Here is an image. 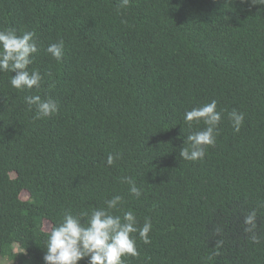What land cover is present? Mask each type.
Returning a JSON list of instances; mask_svg holds the SVG:
<instances>
[{
  "label": "trees",
  "instance_id": "obj_1",
  "mask_svg": "<svg viewBox=\"0 0 264 264\" xmlns=\"http://www.w3.org/2000/svg\"><path fill=\"white\" fill-rule=\"evenodd\" d=\"M119 4L0 0V29L35 33L29 70L43 77L39 89L17 90L15 73H0V264H44L47 222L116 195L113 214L152 224L150 243L136 234L139 255L124 264H264V5ZM60 41L57 61L46 49ZM32 95L59 110L36 119ZM212 100L224 110L216 143L183 160L186 137L206 127L185 112ZM234 109L244 114L238 132ZM253 211L254 227L245 224Z\"/></svg>",
  "mask_w": 264,
  "mask_h": 264
},
{
  "label": "clouds",
  "instance_id": "obj_2",
  "mask_svg": "<svg viewBox=\"0 0 264 264\" xmlns=\"http://www.w3.org/2000/svg\"><path fill=\"white\" fill-rule=\"evenodd\" d=\"M255 5H264V0H252ZM130 0H120L119 7L127 8ZM34 32H25L17 35L14 29H0V73L11 72L10 84L17 90L39 89L42 75L38 69L29 70L33 63L34 55L38 52ZM46 52L55 60L60 61L64 55V43L50 44ZM25 103L31 110L36 107V119L49 117L59 110L58 103L48 98L42 100L39 95L25 97ZM224 110L217 111V101L212 100L203 106L186 111L184 120L199 123L203 121L206 127L186 137L180 149L179 156L183 160L196 161L203 159L207 146H214L217 129L222 119ZM235 131H239L244 121V114L235 109L228 113ZM118 157L109 154L107 164L111 166ZM125 183L130 185L131 195L139 198L142 191L134 181L125 178ZM106 208L94 209L90 214L81 211L74 215L65 212L58 225H52L46 240V253L43 257L44 264H78L88 258V264H124V257H136L137 235L145 244L150 243L149 233L152 229L150 219L146 218L142 226H138L137 218L133 211H124L123 215L113 214L122 203V197L116 195L107 200ZM256 213L251 212L245 218V224L255 226ZM83 221V223H82ZM251 231V228L246 229Z\"/></svg>",
  "mask_w": 264,
  "mask_h": 264
},
{
  "label": "rangeland",
  "instance_id": "obj_3",
  "mask_svg": "<svg viewBox=\"0 0 264 264\" xmlns=\"http://www.w3.org/2000/svg\"><path fill=\"white\" fill-rule=\"evenodd\" d=\"M25 196H26V195L24 194L23 197H25ZM50 227H51V224L47 222V223L45 224V228H46V229H50ZM15 249H16V251H19V248H18V247H15ZM5 264H8V263L6 262Z\"/></svg>",
  "mask_w": 264,
  "mask_h": 264
}]
</instances>
